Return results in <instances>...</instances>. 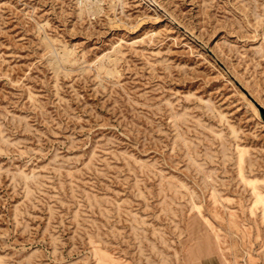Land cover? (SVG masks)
<instances>
[{
  "label": "rangeland",
  "instance_id": "1",
  "mask_svg": "<svg viewBox=\"0 0 264 264\" xmlns=\"http://www.w3.org/2000/svg\"><path fill=\"white\" fill-rule=\"evenodd\" d=\"M98 1L0 0V264H264V0Z\"/></svg>",
  "mask_w": 264,
  "mask_h": 264
},
{
  "label": "crops",
  "instance_id": "2",
  "mask_svg": "<svg viewBox=\"0 0 264 264\" xmlns=\"http://www.w3.org/2000/svg\"><path fill=\"white\" fill-rule=\"evenodd\" d=\"M194 223V222H193ZM195 227L198 230V234L191 237V249L186 256L185 264H208L211 257L206 252L205 245L215 246V244L209 239L206 231L207 226L195 222ZM223 257V256H222ZM223 264V263H222Z\"/></svg>",
  "mask_w": 264,
  "mask_h": 264
},
{
  "label": "bare ground",
  "instance_id": "3",
  "mask_svg": "<svg viewBox=\"0 0 264 264\" xmlns=\"http://www.w3.org/2000/svg\"><path fill=\"white\" fill-rule=\"evenodd\" d=\"M90 0H84V2L85 3H87V2H89ZM98 1V0H97ZM99 2V1H98ZM97 2V3H98ZM80 3H82V2H80ZM100 3V2H99ZM88 4V3H87ZM91 4V3H90ZM96 4V3H95ZM89 6V5H88ZM93 6V5H92ZM88 8V7H87ZM99 8V7H98ZM97 7L96 8H90L91 10V12L93 13V14H95L96 12H98L100 9H98Z\"/></svg>",
  "mask_w": 264,
  "mask_h": 264
},
{
  "label": "water",
  "instance_id": "4",
  "mask_svg": "<svg viewBox=\"0 0 264 264\" xmlns=\"http://www.w3.org/2000/svg\"><path fill=\"white\" fill-rule=\"evenodd\" d=\"M264 114V113H263ZM264 117V116H263Z\"/></svg>",
  "mask_w": 264,
  "mask_h": 264
}]
</instances>
